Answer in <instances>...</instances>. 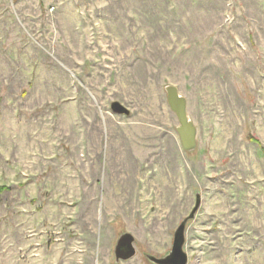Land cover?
<instances>
[{
	"label": "rangeland",
	"instance_id": "374dc122",
	"mask_svg": "<svg viewBox=\"0 0 264 264\" xmlns=\"http://www.w3.org/2000/svg\"><path fill=\"white\" fill-rule=\"evenodd\" d=\"M250 136L264 147V0H0V264H153L197 201L188 264H264Z\"/></svg>",
	"mask_w": 264,
	"mask_h": 264
},
{
	"label": "water",
	"instance_id": "95a60500",
	"mask_svg": "<svg viewBox=\"0 0 264 264\" xmlns=\"http://www.w3.org/2000/svg\"><path fill=\"white\" fill-rule=\"evenodd\" d=\"M165 91L167 94L168 106L178 119L179 126L177 128V133L179 135L182 148L186 153H192L197 149V129L188 116L187 100L180 94L178 88L175 86H167ZM111 110L116 115H130V111L118 102L111 105ZM198 208L199 201H197L196 207L192 211L191 215L185 219L175 231L171 252L164 258H156L150 255L147 256L151 263L188 264V255L184 250L186 243V228L187 223L195 217ZM134 244L135 238L129 233H126L119 238L114 251L116 263L129 261L136 256Z\"/></svg>",
	"mask_w": 264,
	"mask_h": 264
},
{
	"label": "trees",
	"instance_id": "16d2710c",
	"mask_svg": "<svg viewBox=\"0 0 264 264\" xmlns=\"http://www.w3.org/2000/svg\"><path fill=\"white\" fill-rule=\"evenodd\" d=\"M248 138H249V140H250L251 142L257 143L259 146H261L262 151H263V153H264V147L261 145V143H260L257 139H255V138L252 137V136H250V137H248ZM7 190H10V189H7L6 187H2V188H0V192H4V191H7Z\"/></svg>",
	"mask_w": 264,
	"mask_h": 264
},
{
	"label": "bare ground",
	"instance_id": "6f19581e",
	"mask_svg": "<svg viewBox=\"0 0 264 264\" xmlns=\"http://www.w3.org/2000/svg\"><path fill=\"white\" fill-rule=\"evenodd\" d=\"M167 179V178H166ZM159 182V181H158ZM117 195V194H116Z\"/></svg>",
	"mask_w": 264,
	"mask_h": 264
}]
</instances>
